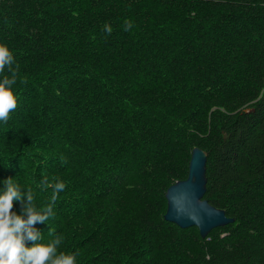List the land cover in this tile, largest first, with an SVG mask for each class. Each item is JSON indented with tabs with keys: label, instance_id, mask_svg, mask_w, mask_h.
Returning a JSON list of instances; mask_svg holds the SVG:
<instances>
[{
	"label": "trees",
	"instance_id": "16d2710c",
	"mask_svg": "<svg viewBox=\"0 0 264 264\" xmlns=\"http://www.w3.org/2000/svg\"><path fill=\"white\" fill-rule=\"evenodd\" d=\"M0 44V191L42 210L41 181L66 185L41 243L75 264H264V0H0ZM195 147L203 199L234 220L205 238L163 219Z\"/></svg>",
	"mask_w": 264,
	"mask_h": 264
},
{
	"label": "clouds",
	"instance_id": "9594fccd",
	"mask_svg": "<svg viewBox=\"0 0 264 264\" xmlns=\"http://www.w3.org/2000/svg\"><path fill=\"white\" fill-rule=\"evenodd\" d=\"M132 23L127 21L124 31H130ZM104 31L110 34V25L105 24ZM14 63V58L9 49L0 44V72L5 67ZM13 78L5 77L0 80V121L7 122L9 113L17 108V99L11 88L16 83L15 73ZM41 183L52 188V203L38 210L34 204V197L31 189H23L13 182V178L4 181V189L0 191V264H75V254H57V248L62 238L57 236L47 244L41 243V234L34 225L46 223L49 217L54 215V203L58 194L63 191L66 185L57 180L50 184L47 178ZM26 197V199H24ZM13 201H20L22 213L17 215L12 211ZM25 241H31V247H27ZM210 259V257H209Z\"/></svg>",
	"mask_w": 264,
	"mask_h": 264
},
{
	"label": "water",
	"instance_id": "95a60500",
	"mask_svg": "<svg viewBox=\"0 0 264 264\" xmlns=\"http://www.w3.org/2000/svg\"><path fill=\"white\" fill-rule=\"evenodd\" d=\"M207 154L202 149H192L186 179L175 182L165 192L166 212L163 219L180 229L196 227L201 238L215 228L234 222L225 212L211 206L203 199L206 191Z\"/></svg>",
	"mask_w": 264,
	"mask_h": 264
}]
</instances>
